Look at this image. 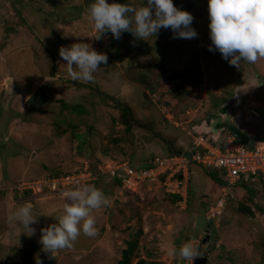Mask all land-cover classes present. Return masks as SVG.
Here are the masks:
<instances>
[{
    "label": "rangeland",
    "instance_id": "1",
    "mask_svg": "<svg viewBox=\"0 0 264 264\" xmlns=\"http://www.w3.org/2000/svg\"><path fill=\"white\" fill-rule=\"evenodd\" d=\"M115 1L120 3L107 0ZM128 1L137 6L142 3ZM92 2L0 0V64L4 55L9 68L0 66V116L6 113L0 117V127H7L10 119L17 125L25 118L21 130L25 139L6 132V138H0L2 171L11 176L10 185L53 169L70 172L86 161L90 169L106 158L141 165L155 154L188 147L190 134L218 122L224 125L218 129L220 134H230L227 125L233 122L244 127L263 124L259 138L264 137V58L254 64L242 61L237 68L218 50L209 51L208 0H172L178 9L192 14L196 38L173 39L171 29L162 28L148 40H122L112 48L108 33L96 39L86 11ZM81 42L108 57L92 83L73 81L59 56L61 46ZM171 73L183 81L177 90L166 78ZM38 87L42 90L28 101ZM124 104L129 114L122 113ZM49 141L58 142L57 155L70 161L65 169H55L59 161L46 156L44 160L33 152L46 149ZM13 150L20 154L18 160L8 159ZM47 159L49 166L43 168ZM209 170L222 177L221 169ZM147 184L134 194L125 192L114 198V179L101 176L96 187L110 206L92 213L99 234L87 237L81 232L60 264H116L126 241L135 238L138 248L132 264L139 258L151 264H193L178 256L180 246L188 242L197 256L207 257L206 264H264V188L260 182L226 185L192 165L184 207L154 183ZM57 195L63 206L66 197ZM220 196L225 200L223 212L206 219L211 203ZM61 253L44 252L38 264L55 262Z\"/></svg>",
    "mask_w": 264,
    "mask_h": 264
},
{
    "label": "clouds",
    "instance_id": "2",
    "mask_svg": "<svg viewBox=\"0 0 264 264\" xmlns=\"http://www.w3.org/2000/svg\"><path fill=\"white\" fill-rule=\"evenodd\" d=\"M86 11L98 34L96 39L110 32L119 40L124 32H128L137 39L148 40L162 28L171 29L173 39L198 36L191 27L192 14L178 9L172 0H146V6L143 0L139 6L94 0ZM208 13L212 42L209 51L218 50L223 59L237 68L242 61L254 64L264 58V0H208ZM59 56L66 61L68 76L84 83L94 82L99 65L108 63L106 54L83 42L61 46ZM63 195L67 202L62 213L55 217L56 223L40 230L42 250L52 256L58 251L71 249L81 232L87 237H96L99 230L92 213L110 206L109 199L92 184L78 185ZM33 208L31 201H24L8 217L10 223L22 225L29 236L35 235L36 229L31 225L38 222L32 214ZM178 256L180 261L186 262L197 257L190 242L180 246Z\"/></svg>",
    "mask_w": 264,
    "mask_h": 264
},
{
    "label": "built area",
    "instance_id": "3",
    "mask_svg": "<svg viewBox=\"0 0 264 264\" xmlns=\"http://www.w3.org/2000/svg\"><path fill=\"white\" fill-rule=\"evenodd\" d=\"M190 138L192 144L189 148L172 154H155L141 165L124 159L106 158L97 164L96 169H90L86 161L70 172L20 179L10 189L15 190L19 197L24 192L30 196L64 194L78 185H95L101 176L108 175L115 182L114 198L125 192L134 194L147 183V186L154 183L165 195L176 196V203L184 207L189 195L192 165L206 170L221 169V178L226 185L253 177L264 186V139L240 143L233 134H226L222 143H213L201 133H192ZM185 151L190 153L189 157ZM224 204L223 196L218 197L208 208L206 219L221 215Z\"/></svg>",
    "mask_w": 264,
    "mask_h": 264
},
{
    "label": "crops",
    "instance_id": "4",
    "mask_svg": "<svg viewBox=\"0 0 264 264\" xmlns=\"http://www.w3.org/2000/svg\"><path fill=\"white\" fill-rule=\"evenodd\" d=\"M3 56L1 58L3 61V64H0V66L5 67L7 71H9V68L5 66L6 61L4 60ZM18 112H22V111L18 110ZM252 113H254V116L258 117V112L256 110L253 109ZM5 115L6 113L4 114L1 113V116H5ZM20 121L21 122H19L16 125V123H13V119L12 120L10 119L7 127H2V128L0 127V131L3 132L2 134H0V138L3 137V139H5L6 134L4 132H6L9 135L19 134V136L25 139L23 137L24 134L22 135V131H21L22 128L25 127V118L20 119ZM240 124H237V123L234 124V122L233 124L231 123V125H235L241 130L248 133L252 138L250 139V142L256 141L258 139L260 140L264 139V137L259 138V133L262 129L263 124H261V126H256L254 124H251L245 127ZM219 128L221 127H218L216 124L214 126H210L209 129H206L203 132L199 131V133L205 134V137L213 143L215 142L222 143L226 137V133L220 134V131L218 130ZM2 135H5V136H2ZM221 137L222 139H220ZM58 145L59 143L56 141H52V142L49 141L48 147L46 149L39 147V151L34 150L33 152L35 153L36 156L40 155L43 159H44V156H46V157H49L51 160L59 161L58 166H57L58 168H55V169H65L67 167V162H69V165H70V161L66 160L65 158L61 159L57 155ZM51 154H54V155L51 156ZM33 156H32V159H35L36 156H34V158ZM10 158L11 160H18L20 158V154H18L15 150H13L12 156L8 157V159ZM51 160L47 159V163L44 162V164H42L43 168L48 167L49 166L48 163ZM3 163L4 162L1 159V154H0V213H1V217H0V264H38V263H42L43 261H41L40 258H42V256L44 255V251L42 250V245L39 243V240L41 237L40 230L42 228L49 226L52 223H56L55 217L60 215L63 211L62 201H59V199L57 198L58 196L57 194L51 197L49 196H46V197L30 196V195L19 197V195L11 192L9 190V187H10L9 185L13 181H11L12 178L10 175L3 174V171H2ZM61 166L63 167L60 168ZM23 168L26 169L28 167L24 165ZM74 168L75 166L73 167V169ZM53 170L48 173L50 174L60 173V172L53 171ZM96 184L97 183H95V186ZM225 190L226 189L224 187L223 194L226 193ZM24 201H31L33 203L34 208H33L32 214L34 217H37V221H38L37 223L31 225V227L35 228L36 230L37 229L39 230L38 233L36 231L35 235H32V236L27 235L22 225L17 224V223H10L8 219V217L11 215L12 212H14L16 209L22 206ZM61 251L62 253L60 254V256L57 257L58 260H56L55 262L53 261L50 264H60L62 260L61 257L71 252L70 249H65ZM44 264H49V263L45 261Z\"/></svg>",
    "mask_w": 264,
    "mask_h": 264
},
{
    "label": "trees",
    "instance_id": "5",
    "mask_svg": "<svg viewBox=\"0 0 264 264\" xmlns=\"http://www.w3.org/2000/svg\"><path fill=\"white\" fill-rule=\"evenodd\" d=\"M118 2H120L122 4H130V2L128 0H119ZM108 34L110 35V39H109L110 45L109 46L111 48L114 47L116 43L121 42L122 40H132V41L137 40V38H135L131 33H128V32H124L122 34V38L119 39V40L113 38V36H112V34L110 32ZM178 76L179 75L177 73H171V74H167L166 75V78L168 79L169 82L171 81V83L174 84L176 90L179 89V87H181L183 85V81L181 82V79ZM163 79H165V78L163 77ZM75 83L77 85L87 86V85H84L83 83H78V82H75ZM41 90H42V88L38 87L36 89V91L29 97L28 101H30V99L35 95L36 92L41 91ZM115 102H116V104L118 103L119 105H121V103H119V101H115ZM75 107H77V105L73 106V108H75ZM76 110H77V108H76ZM122 113L125 114V115L129 114V108L125 104L122 105ZM124 122H125L124 123L125 125L128 124V120H124ZM217 126L218 127H222L224 125L221 122H218ZM227 128H228V131L231 134H233L236 137V139L238 140V142H240V143H248V142H250V139H252L251 136L248 133H246L245 131L241 130L240 128H238L235 125L228 124ZM195 133H199V131L196 130ZM203 135H205V134H203ZM191 144H192V140H191L190 145L188 147H185L184 149L189 148L191 146ZM184 149H180L179 151H182ZM173 152H177V151H168L167 153L172 154ZM66 172H64V173H66ZM206 172H209L211 177L214 180H216L217 182L223 183L222 179L219 178L216 173L211 172L210 170H206ZM98 180L96 181V183L98 182ZM254 181H258V182H260L262 184V182L260 180L254 179L253 177L242 178L235 184H246V183H252ZM10 187H11V185H10ZM10 187H9V190L11 192L17 194V192L15 190H11ZM263 188H264V186H263ZM25 195H29V193L28 192H24V193L21 194V197H23ZM168 196L172 197L174 200H177L176 196H172V195H168ZM243 209H245V210L250 212V210L247 207H245ZM262 212L264 213V208L262 209ZM137 248H138V241H137L136 238L127 240L126 241V247L122 249L121 257L118 259L116 264H132L133 259L135 258V251L137 250ZM135 264H151V263H147L144 258H139V259L136 260Z\"/></svg>",
    "mask_w": 264,
    "mask_h": 264
},
{
    "label": "water",
    "instance_id": "6",
    "mask_svg": "<svg viewBox=\"0 0 264 264\" xmlns=\"http://www.w3.org/2000/svg\"><path fill=\"white\" fill-rule=\"evenodd\" d=\"M262 99V97H261ZM184 154L189 157L190 156V153L188 151H185ZM212 225H209L207 228H206V231H208L209 229H211ZM206 241V238L203 239V242ZM206 261H207V257L204 256V255H199L197 257L194 258L193 260V264H206ZM183 262V261H182Z\"/></svg>",
    "mask_w": 264,
    "mask_h": 264
},
{
    "label": "flooded vegetation",
    "instance_id": "7",
    "mask_svg": "<svg viewBox=\"0 0 264 264\" xmlns=\"http://www.w3.org/2000/svg\"><path fill=\"white\" fill-rule=\"evenodd\" d=\"M217 175H219L218 173H216ZM206 230V229H205Z\"/></svg>",
    "mask_w": 264,
    "mask_h": 264
}]
</instances>
